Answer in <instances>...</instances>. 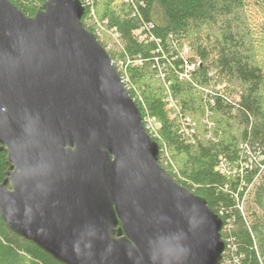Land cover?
Listing matches in <instances>:
<instances>
[{
  "label": "water",
  "instance_id": "1",
  "mask_svg": "<svg viewBox=\"0 0 264 264\" xmlns=\"http://www.w3.org/2000/svg\"><path fill=\"white\" fill-rule=\"evenodd\" d=\"M82 0H0V212L64 264H220L223 219L160 145Z\"/></svg>",
  "mask_w": 264,
  "mask_h": 264
},
{
  "label": "trees",
  "instance_id": "2",
  "mask_svg": "<svg viewBox=\"0 0 264 264\" xmlns=\"http://www.w3.org/2000/svg\"><path fill=\"white\" fill-rule=\"evenodd\" d=\"M10 1L34 16L46 0ZM82 2L160 163L229 226L221 264H264V0ZM222 163L235 168L224 173ZM9 166L0 148L1 182ZM0 264L64 263L0 212Z\"/></svg>",
  "mask_w": 264,
  "mask_h": 264
},
{
  "label": "built area",
  "instance_id": "3",
  "mask_svg": "<svg viewBox=\"0 0 264 264\" xmlns=\"http://www.w3.org/2000/svg\"><path fill=\"white\" fill-rule=\"evenodd\" d=\"M193 69H194V65L187 64L186 65V71L184 72V74L188 76L190 71ZM226 169H227V167H226L225 163H222V171L224 173H227L228 170H226ZM228 228H229L228 225L226 227H224V225H223L222 231L225 233V232H227ZM228 242H230L229 238H228ZM220 264H221V262H220ZM223 264H226V263L224 262Z\"/></svg>",
  "mask_w": 264,
  "mask_h": 264
},
{
  "label": "rangeland",
  "instance_id": "4",
  "mask_svg": "<svg viewBox=\"0 0 264 264\" xmlns=\"http://www.w3.org/2000/svg\"><path fill=\"white\" fill-rule=\"evenodd\" d=\"M152 124H153V123H152ZM225 165H226V164H225ZM226 166H227V165H226ZM229 168H232V169H234L235 167L233 168V166H232V165H229V167H227V169H226V170H229ZM227 233H228V232H227Z\"/></svg>",
  "mask_w": 264,
  "mask_h": 264
}]
</instances>
